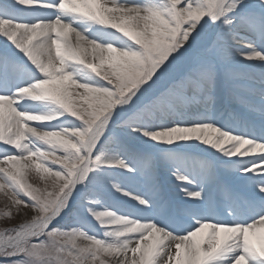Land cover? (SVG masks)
I'll return each instance as SVG.
<instances>
[{
	"label": "snow or ice",
	"instance_id": "snow-or-ice-1",
	"mask_svg": "<svg viewBox=\"0 0 264 264\" xmlns=\"http://www.w3.org/2000/svg\"><path fill=\"white\" fill-rule=\"evenodd\" d=\"M0 42V264H264V0H0Z\"/></svg>",
	"mask_w": 264,
	"mask_h": 264
},
{
	"label": "rangeland",
	"instance_id": "rangeland-1",
	"mask_svg": "<svg viewBox=\"0 0 264 264\" xmlns=\"http://www.w3.org/2000/svg\"><path fill=\"white\" fill-rule=\"evenodd\" d=\"M2 51H3L2 42H0V52H2ZM234 104L237 105V106L239 105V103H237V102H234ZM31 182L32 183H36V184H39L40 183L35 177L32 178ZM40 186H43V185H40ZM174 190H176V189L174 188ZM176 193H177L176 195H172V196H174V197H176V196L180 197V193H178L177 190H176ZM165 197L167 198V196H165ZM5 210L6 209H5V206H4V197L2 195H0V212H3ZM31 214H32L31 212H28V216L29 217L31 216ZM20 221H21V218L20 217H17L16 219H11V220L6 219L4 217H0V229H2L4 227H9V226H11L13 224H17ZM91 223L94 224L95 222L92 221Z\"/></svg>",
	"mask_w": 264,
	"mask_h": 264
},
{
	"label": "bare ground",
	"instance_id": "bare-ground-1",
	"mask_svg": "<svg viewBox=\"0 0 264 264\" xmlns=\"http://www.w3.org/2000/svg\"><path fill=\"white\" fill-rule=\"evenodd\" d=\"M231 113H229L228 115H230Z\"/></svg>",
	"mask_w": 264,
	"mask_h": 264
}]
</instances>
